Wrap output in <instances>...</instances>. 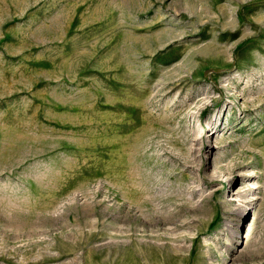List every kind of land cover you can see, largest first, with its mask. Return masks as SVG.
Masks as SVG:
<instances>
[{"label":"rangeland","instance_id":"obj_1","mask_svg":"<svg viewBox=\"0 0 264 264\" xmlns=\"http://www.w3.org/2000/svg\"><path fill=\"white\" fill-rule=\"evenodd\" d=\"M0 213V264H264V0H0Z\"/></svg>","mask_w":264,"mask_h":264},{"label":"bare ground","instance_id":"obj_2","mask_svg":"<svg viewBox=\"0 0 264 264\" xmlns=\"http://www.w3.org/2000/svg\"><path fill=\"white\" fill-rule=\"evenodd\" d=\"M215 5H216V4H215ZM232 28H233V27H232ZM225 50H226V49H225ZM225 52H226V51H225ZM178 108H179V107H178ZM235 193H236L237 195H239V196L241 195V194H239L238 192H235ZM11 194H12V193H11ZM3 195H4V194H3ZM8 195H9V194H8ZM16 196H17V195H16ZM142 201H144V199H142ZM148 201H149V200H148ZM12 202H13V201H12ZM138 202H139V201H138ZM9 203H10V202H9ZM9 203H8V201H7L6 204H5L6 207H7L8 209H11V210H12V209H14V208H17V205H16V204H14V203H10V204H11V205H10ZM246 203H248V201H247ZM136 204H137V203H136ZM146 205H147V204H146ZM143 206H144V205H143ZM136 207L139 208L138 206H136ZM238 207H239V208H240V207H241V208H244L245 206H243V204H239ZM4 208H5V206H4ZM150 208H151V207H150ZM148 209H149V208H148ZM9 211H10V210H9ZM145 211H146V210H145ZM14 212H15V211H14ZM156 212H157V211H156ZM241 212H242V211H241ZM0 214H1V213H0ZM18 214H19V213H18ZM38 214H39V213H38ZM38 214H37V215H38ZM159 214H160V213H159ZM159 214H158V215H159ZM19 215H20V214H19ZM23 215H24V214H23ZM25 215H26V214H25ZM162 215H163V214H162ZM17 216H18V215H17ZM148 216H149V215H148ZM2 217H3V216H2ZM14 218H15V217H14ZM38 218H39V217H38ZM4 219H5V218H4ZM16 219H17V218H16ZM1 220H2V219H1ZM136 220H137V219H136ZM21 221H22V220H21ZM36 222H37V220H36ZM17 223H19V222H17ZM31 223H32V222H31ZM149 223H150V222H149ZM8 225H9V223H8ZM16 225H18V224H16ZM6 226H7V225H6ZM33 226H34V225H33ZM21 227H22V226H21ZM30 227H31V226H30ZM30 227H29V228H30ZM11 228H12V227H10V229H11ZM7 229H8V228H7ZM17 229H18V228H17ZM22 229H23V228H22ZM20 230H21V229H20ZM27 230H28V228H27ZM36 230H37V229H36ZM28 231H29V230H28ZM30 231H31V230H30ZM13 233H14V232H13ZM19 233H20V232H19ZM43 240H44V239H43ZM36 241H37V240H36ZM46 241H47V240H46ZM48 241H49V240H48ZM34 242H35V241H34ZM30 243H31V241H30ZM26 244H27V243H26ZM28 244H29V241H28ZM35 244H36V243H35ZM20 246H21V245H20ZM25 247H26V246H25ZM29 247H30V246H29Z\"/></svg>","mask_w":264,"mask_h":264}]
</instances>
